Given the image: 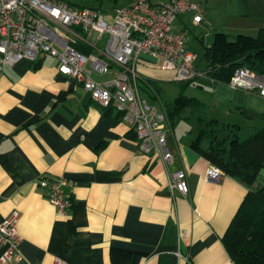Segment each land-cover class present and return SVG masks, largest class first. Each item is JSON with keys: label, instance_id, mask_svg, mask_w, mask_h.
I'll return each mask as SVG.
<instances>
[{"label": "crops", "instance_id": "crops-1", "mask_svg": "<svg viewBox=\"0 0 264 264\" xmlns=\"http://www.w3.org/2000/svg\"><path fill=\"white\" fill-rule=\"evenodd\" d=\"M202 5L201 22L194 23L188 12L173 21L172 29L189 35L206 28L210 46L215 32L233 39L264 28V0H202ZM84 36L92 41V53L103 57L104 47L93 33ZM196 38L201 44L207 39ZM57 65L53 56L40 54L0 74V222L12 209L21 212L23 257L6 264H54L55 259L65 264H235L222 237L245 194L264 186L255 184L264 174L251 186L225 174L217 183L208 182L204 175L212 163L201 151L207 143L193 141L200 118L242 132L264 127V97L209 77L206 63L202 69L194 64L201 73L195 79L174 81L173 71L144 56L136 64L139 81L153 80L161 100L182 94L199 102L195 112L186 107L172 121L168 117L173 159L164 166L158 156L139 150L131 126L113 105L95 103ZM118 69L111 65L107 73L95 72L102 78L97 81L113 78ZM177 169L186 172V195H172L168 188L166 171ZM57 176L74 181L65 216L46 198L49 181Z\"/></svg>", "mask_w": 264, "mask_h": 264}, {"label": "built area", "instance_id": "built-area-1", "mask_svg": "<svg viewBox=\"0 0 264 264\" xmlns=\"http://www.w3.org/2000/svg\"><path fill=\"white\" fill-rule=\"evenodd\" d=\"M192 13V21L203 19L202 0H131L109 13L91 7H77L67 0H0V74L21 59L35 61L40 54L57 60L58 72L75 79L92 100L100 106L114 108L133 129L139 150L146 156H158L164 166L173 154L166 140L170 122L161 101L152 102L140 90L137 62L144 56L162 69L173 71V80L186 82L200 76L194 65L195 55L187 48V31L173 30L172 23L184 13ZM94 40L106 34L103 57L76 48L83 42L90 46L84 33ZM111 65L119 69L107 81H97L92 72L107 73ZM231 88L256 92L264 97V73L237 68L226 83ZM168 188L173 195L189 191L183 169L167 170ZM224 175L210 165L204 175L217 183ZM74 181L57 176L49 181L47 200L59 215H67L72 206ZM21 212L12 209L0 222V264L20 262L21 237L18 222ZM179 257L182 254L176 251ZM54 264H65L55 259Z\"/></svg>", "mask_w": 264, "mask_h": 264}, {"label": "trees", "instance_id": "trees-1", "mask_svg": "<svg viewBox=\"0 0 264 264\" xmlns=\"http://www.w3.org/2000/svg\"><path fill=\"white\" fill-rule=\"evenodd\" d=\"M80 43L76 48L92 52L91 47ZM203 57L206 74L225 83L240 67L264 73V28H260L256 35L238 34L233 39L223 32H215L210 46L204 47ZM139 86L149 100L160 99V89L153 80L141 79ZM161 99L171 121L184 108L189 107L195 112L199 105L195 98L182 94L172 100ZM200 119L201 127L194 145L205 141L207 146L201 149L205 158L225 175L251 186L264 173V127L242 132L238 126L213 118ZM132 132L136 137L133 129ZM222 241L235 264H264V186L250 189L245 194Z\"/></svg>", "mask_w": 264, "mask_h": 264}, {"label": "rangeland", "instance_id": "rangeland-1", "mask_svg": "<svg viewBox=\"0 0 264 264\" xmlns=\"http://www.w3.org/2000/svg\"><path fill=\"white\" fill-rule=\"evenodd\" d=\"M70 4L77 6V7H91L95 9H99L103 13H109L111 12L114 8L122 6L123 4H126L128 0H67ZM201 35L203 38H207L204 42V44H201L200 42L197 41L196 36ZM208 31L206 28L201 29L198 33L192 32L187 35V48L194 54L196 55L194 64L199 68L202 69L204 67V46H207L209 43V36L207 37ZM88 36V35H87ZM107 35L104 34L101 36V38L98 40V45L100 47H104L107 41ZM78 45L81 44L80 42L77 43ZM93 78L96 80H102L101 76L95 72H93ZM178 88V86H177ZM173 96L170 93H167V96L171 98ZM164 99V98H163ZM181 120H178L176 122L175 127L178 126V123ZM184 125V123H182ZM181 125V124H179ZM264 174V173H262ZM262 183L264 185V181L262 179H258L255 184ZM261 185V184H260Z\"/></svg>", "mask_w": 264, "mask_h": 264}]
</instances>
